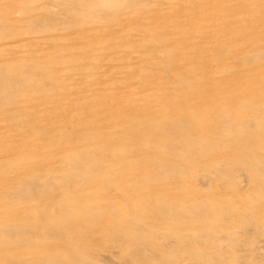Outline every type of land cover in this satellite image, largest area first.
Segmentation results:
<instances>
[{"label": "bare ground", "instance_id": "bare-ground-1", "mask_svg": "<svg viewBox=\"0 0 264 264\" xmlns=\"http://www.w3.org/2000/svg\"><path fill=\"white\" fill-rule=\"evenodd\" d=\"M34 1L10 3L15 11L0 0V264H264V2L229 3L230 23L202 20L194 42L190 21L143 12L152 0ZM238 15L254 28L235 29ZM116 27L125 32L106 54L125 44L145 70V103L124 99L128 75L115 82L125 92L112 81L106 95L91 86L87 95L84 81L65 108L62 74L79 83L90 71L101 84L106 67L133 62L125 49L69 55L66 42L78 31L93 46ZM214 30L224 43L202 42ZM33 43L66 45L47 59ZM42 104L53 111L45 120Z\"/></svg>", "mask_w": 264, "mask_h": 264}, {"label": "rangeland", "instance_id": "rangeland-1", "mask_svg": "<svg viewBox=\"0 0 264 264\" xmlns=\"http://www.w3.org/2000/svg\"><path fill=\"white\" fill-rule=\"evenodd\" d=\"M6 1V0H5ZM8 1V0H7ZM43 1L44 0H35L34 2L35 3H43ZM101 1H104L105 3H107V4H114V3H116V2H118V3H121L123 0H101ZM172 1V2H171ZM174 1L175 0H170V1H168V2H166V4L165 3H163V4H159V1H154V0H152L151 1V4L150 5H148L149 7H147V6H145L146 8H145V11H143V12H146L147 13V11H148V9L150 10V11H152V10H156V11H153V12H158L161 16H164V21H168V22H170V24H171V22H172V20H173V22L176 24V23H189V21H190V23H192V24H194V28L195 29H193V31H192V33H191V36H190V34H189V36L191 37V39H190V37H187L190 41H194V42H196L197 41V35H199L200 34V32H201V30H200V27H201V22H202V20H209L210 21V19H212L211 17H214L213 18V20L211 21V22H209L210 24H219V22H220V24H221V22H222V24H229L230 23V19H231V17L229 16V14H228V4L230 3H235V2H237V1H239V0H228V2H227V0H221V1H219V0H216V1H218V2H216L215 0H182L181 2H179V0H178V2L177 1H175L176 3V5L174 4ZM13 2L14 1H10L9 0V2H6V3H12L13 4ZM15 2H17V0H15ZM14 2V3H15ZM214 2H215V4H218V5H214ZM254 2H258V1H253V3H252V1H250V2H247V4L250 6H254ZM261 3H263L264 2V0H261L260 1ZM5 2H3V4H4ZM154 3L156 4L157 3V5L155 6L154 5ZM250 3V4H249ZM8 4V5H9ZM12 4H10V6H8L7 4V6L6 5H3V7H7V9L9 10L10 8L11 9H15L14 7H12ZM45 4L47 5V4H49V6H50V8L52 7V6H54V5H52L51 3H46L45 2ZM53 4H55V3H53ZM153 4V5H152ZM179 4V5H178ZM181 4V5H180ZM223 4V5H222ZM174 5V6H173ZM222 5V7H220V6ZM13 6H15L16 7V4H14ZM165 6L167 7V8H165ZM177 6H179V7H181V8H179V7H177ZM216 6V7H215ZM220 8H222V9H220ZM152 7L154 8V9H152ZM162 7H163V9H162ZM177 7V8H176ZM197 7V8H196ZM214 7V8H213ZM161 8V9H160ZM211 8V9H210ZM53 9V8H52ZM57 9H59L58 8V6L56 7V5L54 6V11H57ZM152 9V10H151ZM166 9H168V10H166ZM202 9V10H201ZM163 10V11H162ZM210 10V11H209ZM213 10H215V11H213ZM15 11H16V9H15ZM167 13H166V12ZM178 11H179V13H178ZM149 12V11H148ZM165 12V13H164ZM173 12V13H172ZM183 12V13H182ZM194 12V13H193ZM201 12V13H200ZM171 13L173 14L171 17H170V15H171ZM180 13H181V16H178V15H180ZM204 13V14H203ZM64 14V13H63ZM128 13H126V15H127ZM166 14L169 16V18H168V16H166ZM175 14V15H174ZM211 14V15H210ZM213 14V15H212ZM16 15H19V16H17V17H22L23 16V13H19V12H15V16ZM65 15V14H64ZM64 15H62V17H65ZM126 15H124L123 14V16L122 17H124V16H126ZM177 15V16H176ZM193 15V16H192ZM209 15V16H208ZM223 15V16H222ZM228 15V16H227ZM239 15H241V14H239ZM238 15V16H239ZM128 17H129V15H127ZM127 16L126 17H124L123 19H125V18H127ZM235 16H237L236 14H235ZM242 16V15H241ZM120 18H121V16H119ZM206 17H207V19H206ZM244 17V16H243ZM228 18H230V19H228ZM238 18V21L236 22V26H234V28L235 29H237V30H242L243 28L244 29H250L251 27H253L254 28V22H248V21H243L241 18H240V16L239 17H237ZM239 18L241 19V20H239ZM66 19V18H65ZM68 19V18H67ZM129 19H131V18H129ZM172 19V20H171ZM175 19V20H174ZM219 21H218V20ZM103 20H106V19H103ZM186 20H187V22H186ZM229 20V21H228ZM110 21V20H109ZM129 21L130 20H127L126 22H128L129 23ZM133 21H136V20H133ZM218 21V23H216ZM240 21H242V22H240ZM106 22H108V21H106ZM111 22V21H110ZM208 22V21H207ZM224 22V23H223ZM239 22V23H238ZM17 23V22H16ZM126 24V25H129V24ZM123 24H125V23H123ZM126 25H122V26H126ZM196 25V26H195ZM253 25V26H252ZM17 28H18V26H24V24L21 22H18L16 25H15ZM121 26V27H122ZM200 26V27H199ZM228 26V25H227ZM20 27V28H21ZM172 27L173 28H175L174 27V25H172ZM117 28H119V27H116V28H114L113 30L114 31H112L111 29H106V31H105V33H103V34H101V35H99V36H97V39H95V41H96V43L93 45V46H89V45H87V43H89L90 42V40L89 41H87V39H85V40H81V39H78V38H80L81 37V33L79 34V33H74V35H76V36H73V38L72 39H70V40H68V42H66L68 45H70L71 46V48H69L70 50L68 51V54L69 55H71V53H82V52H87V53H89V55H93V56H95V55H99V56H103V55H110V53H112V54H116V51H118L119 50V48H117L116 50H114V52H112V50L111 49H109L108 50V54H106L107 53V50H106V48H107V46H109L110 45V42L113 40H118V38L120 37V35H123V33L125 32V30H124V32H122V29H123V27H122V29L120 28V29H117ZM197 28V29H196ZM115 29H117V31L115 30ZM124 29H126L127 30V27L126 28H124ZM175 31L176 30H178L177 28H175L174 29ZM185 31V30H184ZM196 31H198V32H196ZM220 30H218L217 32H216V30H214V32L212 31L211 32V34L210 33H206V34H204V38L203 37H201V38H203L204 39V41H202V42H206L207 40L209 41L210 39H214V40H221V43L223 44L224 43V39L221 37H218L219 36V32ZM227 31V30H226ZM249 31V30H248ZM110 32V33H109ZM223 33H225V31L223 30L222 31ZM34 34H39V33H37V32H35ZM209 35V36H208ZM203 36V35H202ZM216 38V39H215ZM196 39V40H195ZM21 41H23V40H20V42ZM80 43H79V42ZM17 43H19V41H17ZM66 43H60V44H57V45H55V46H46V44H41L40 45V47L37 45V43H33L34 44V47L32 48V47H29L30 45H28V46H25L26 48H32L34 51H38V47H39V51L40 52H42L43 51V53H42V55H45L44 57L45 58H56V56H55V54H57V51L60 49V47H65V45H66ZM35 44H36V46H38L37 47V49H34V48H36V46H35ZM65 44V45H64ZM13 45V44H12ZM59 45V46H58ZM44 48H43V47ZM122 46H124V48H121ZM120 48H121V50L123 51V49H125V44H123ZM119 47V46H118ZM58 48V49H57ZM73 48H75V49H73ZM88 48V49H87ZM212 48V47H211ZM211 48H207V49H205L207 52H209V54H210V52H212L211 54H214L213 52H216V50L214 49V51H213V49H211ZM43 49V50H42ZM108 49V48H107ZM121 50H119L120 52L118 53V54H120V53H122V51ZM211 50V51H210ZM38 51V52H39ZM125 51H127L126 49L124 50V52ZM204 51V50H203ZM123 52V53H124ZM202 52V51H201ZM201 52H198V53H201ZM207 52L205 53V52H202L201 54L202 55H205V54H207ZM6 54V55H5ZM5 54H1V55H5V57L6 56H9V58L10 57H12V56H16L17 54H18V51L17 52H15V53H13V55H12V53H5ZM7 54H10V55H7ZM192 55H193V53H191ZM196 54H197V52H196ZM41 55V54H40ZM41 55V56H42ZM124 56H125V58H124V56H122V54H121V58H123L124 60H125V62H128L129 61V58L131 59L130 61H133L132 60V58L133 57H131L130 55L128 56L127 55V53L125 52L124 54H123ZM2 57V56H1ZM2 58H4V57H2ZM127 58V59H126ZM123 59H120V60H122V62L124 61ZM89 60H91L92 61V65H93V63L95 64V62H94V60L93 59H89ZM128 60V61H127ZM135 60H136V58H135ZM102 61V62H101ZM100 65H101V67L99 68V69H101L102 70V68H103V66L105 67V65H103L104 63L105 64H107L108 63V65H110V63H112L111 61H110V58L109 57H107V58H104L103 60H100ZM110 62V63H109ZM120 62V61H119ZM119 62H116V64L118 65L119 64V66H117V67H122V66H124V67H129L128 69H131V70H128L127 68H124L123 67V70L125 69V70H128L127 72H125L124 73V71H121V69H120V71L119 70H117V69H119V68H115L116 66L115 65H110V66H108V67H106L107 69H108V71H106V69H104L106 72H103V73H105V74H108V76H110L111 77V79H110V77H109V79L107 80V81H101V84L100 83H98V82H100V80L97 82L96 81V79H95V77L97 76V74L95 73V71L93 70V72L95 73V74H91V72L90 71H86L87 73H83L82 74V72H81V70H77V71H75L76 72V75L75 76H80L81 74H82V77H78V78H81L80 80H79V83H76V82H78V80H76V81H74V79H72V77H68V76H66L65 74H62V75H64V77H61V79L63 80V82L67 85L66 86V89H64V93H62V95L64 96V98H63V96H61L60 97V94H56V97H58L59 99H60V101L63 103V106L66 108V107H68L69 106V108H70V110L73 108V106H76L75 104V102H73V101H71V99L70 98H72L73 96H79L80 94H78V95H75L74 93L76 92V91H80V90H82V86H83V84L82 83H84V81H87L88 82V84H87V88H86V94L88 95L89 94V92L91 91L90 89H89V86H91V88L92 89H96V88H98L99 89V87H100V90H101V87H102V89L104 90V92H105V95H106V93H107V91H105V89H107V90H111L112 88L110 87L111 85H110V83L112 82V83H114L115 84V82H117V81H119L118 79H120V77H122L121 79H126L127 77L126 76H128V75H130V77H131V79L130 80H132V81H134V84H132L131 86H129L128 87V85L127 84H122V85H124V88L126 89V92H127V96H125L124 97V99L125 100H127L128 99V96L129 97H131L129 100H132L134 103H137L138 102V104H139V102L141 103V105H143L145 102H143V100L145 99V97L143 96V95H147V94H145L144 92L145 91H147L146 89H145V87H143V86H141L140 87V85L141 84H139V82L140 81H138L139 79H140V77H138V76H140L141 75V77H142V75L144 74V73H142V72H145V70L143 69V68H141L140 67V65H138L137 63H139V62H137V63H135L134 61L131 63H129V65H128V63L127 64H125L124 62V64H122L121 62L119 63ZM135 63V64H134ZM121 64V65H120ZM137 64V65H136ZM95 65H93V68L95 69V67H94ZM114 68H113V67ZM136 66H138V67H136ZM97 67V66H96ZM112 67V68H111ZM131 67H135V68H138V70H136L137 72H138V74H137V72H135V71H133V69L131 68ZM67 69V67L65 66L64 67V65L62 66V67H60L59 68V71H58V73H65L64 71ZM109 68H110V70H109ZM134 68V69H135ZM62 69V70H61ZM65 69V70H64ZM98 69V68H97ZM142 69V70H141ZM64 70V71H63ZM104 70H102V71H104ZM112 70V71H111ZM113 70H115V72L113 71ZM118 71V73H117V71ZM144 70V71H143ZM114 72L115 74H113V73H109V72ZM147 71V70H146ZM149 71V70H148ZM90 72V73H89ZM122 74V73H124V74H120V73ZM132 72V73H131ZM150 72V71H149ZM29 74V73H28ZM90 74V75H89ZM117 74H120L119 75V78L118 77H113V75L114 76H118ZM86 76H88L87 78L88 79H92V81L90 80V82L87 80V78H86ZM126 77V78H125ZM129 77V78H130ZM133 77V78H132ZM78 78H76V79H78ZM120 79V81L122 82V80ZM133 79H135V80H133ZM94 81L96 82L95 84H93L94 83ZM137 82V86H134V85H136V82ZM40 82L41 81H37V83H35V86L37 87V86H39V85H41L40 84ZM142 82V81H141ZM98 83V85H96ZM78 84H80V85H78ZM91 84H93V85H91ZM109 85V86H108ZM116 85V84H115ZM122 85H120L119 87H118V84L116 85L117 87L115 88L116 90H114V89H112V91H111V94H113L114 93V91H115V93H116V91L118 92H125V90H124V88H123V86ZM125 85H126V87H125ZM105 86V87H104ZM132 86L134 87V90H132ZM107 87V88H106ZM140 88V90L138 89V88ZM105 88V89H104ZM111 88V89H110ZM119 88V89H118ZM78 89V90H77ZM90 90V91H89ZM114 90V91H113ZM73 91V92H72ZM133 91H134V93H135V96H136V94L139 92V94H141V95H139V94H137L138 95V97L136 98V97H133L134 96V93H133ZM54 90H52V89H48V90H45L44 91V94H49V95H53L54 94ZM71 92V93H70ZM129 92H130V94H129ZM132 92V93H131ZM152 92V91H151ZM36 92H33V91H31L29 94H28V96H27V98L29 97V98H35L34 96H32L33 94H35ZM103 93V91L101 90L100 91V94H102ZM142 93H143V95H142ZM71 94H73V95H71ZM92 94V92H90V95ZM94 94V93H93ZM96 94V93H95ZM95 94L93 95V96H95ZM99 94V95H100ZM37 94H35V96H36ZM97 96H98V94H96ZM105 95H103V96H105ZM117 95H119L120 96V94L119 93H117ZM152 95H153V93H152ZM152 95H150L152 98H150V100H152L155 96H152ZM92 96V95H91ZM97 96L96 97H92L93 98V100H95L96 98H97ZM103 96H102V98H103ZM107 98H109V99H111V96H108ZM107 98L106 99H104V100H107ZM139 98H141V99H139ZM101 99V98H100ZM74 100H77L76 98L74 99ZM124 100V101H125ZM138 100V101H137ZM140 100V101H139ZM80 101V103H81V101L84 103L85 101L82 99V100H79ZM122 101H123V99H122ZM123 101V102H124ZM51 102H54L53 100L51 101ZM69 102V103H68ZM66 103V104H65ZM88 103H92L91 101L89 102L88 101ZM82 104V103H81ZM77 105H79L78 103H77ZM43 107H45V106H43V104L41 105V108L37 111L38 112V115H39V117L38 118H40V119H43V120H45L46 118H48L50 115H51V113H53V111H48L47 112V110H46V107L45 108H43ZM159 106L158 105H155L154 107H153V109L155 108H158ZM29 108V107H28ZM76 111L74 110L73 111V113H70V115L68 114V117H70V116H74L76 113H75ZM79 112V111H78ZM18 120V119H17ZM20 120H21V118H19V120L17 121V122H20ZM199 181V183H204V179H202V178H199L198 180H197V182ZM202 181V182H201ZM205 187H207L206 185H205ZM257 200H254V202H255V204H258L259 202L257 201ZM254 202H253V204H254ZM262 236V235H261ZM263 237V236H262ZM261 237V238H262ZM261 244H263L262 243V241H261ZM264 245V244H263ZM263 260H264V257H263Z\"/></svg>", "mask_w": 264, "mask_h": 264}]
</instances>
